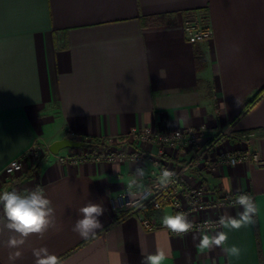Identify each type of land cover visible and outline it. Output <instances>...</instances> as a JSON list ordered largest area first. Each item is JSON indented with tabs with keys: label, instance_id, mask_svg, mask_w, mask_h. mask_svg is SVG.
<instances>
[{
	"label": "crops",
	"instance_id": "0c3cea01",
	"mask_svg": "<svg viewBox=\"0 0 264 264\" xmlns=\"http://www.w3.org/2000/svg\"><path fill=\"white\" fill-rule=\"evenodd\" d=\"M188 13L202 18L212 39L187 42ZM202 126L198 146L229 131L232 138L220 150L247 148L264 159V0H0V192L43 187L59 229L50 228L43 239L30 236L15 264H34L31 249L42 246L63 264H141L158 249L168 253L164 264H264V168L240 164L189 173L212 194L247 193L256 202L254 224L222 229L227 244L242 250L230 258L221 248L199 250L193 233H169L161 224L162 216L173 215L167 206L144 210L157 227L151 232L113 208L137 166L146 169L144 184L155 187L160 172L151 165L131 159L62 163L48 150L71 134L75 140L123 139L133 131ZM34 146L43 151L37 162L28 156ZM127 146L157 153L147 143ZM194 151L167 150L164 159L178 169ZM20 159L23 173L6 176L5 167ZM89 202L105 212L103 229L85 239L72 229L78 209ZM241 210L225 207L218 216ZM8 236L0 233V264H8Z\"/></svg>",
	"mask_w": 264,
	"mask_h": 264
},
{
	"label": "built area",
	"instance_id": "2783aa9c",
	"mask_svg": "<svg viewBox=\"0 0 264 264\" xmlns=\"http://www.w3.org/2000/svg\"><path fill=\"white\" fill-rule=\"evenodd\" d=\"M183 32L187 42L190 45L199 44L212 39V31L202 18L195 13H188L183 21ZM206 133L205 127L199 129L186 128L171 132H152L148 129L144 131H133L129 136L123 139H99L105 147L102 149H90L85 152L81 150H69L63 155H56L62 163L81 164L84 162H122L133 160L137 163H147L155 170L161 171L168 168L176 172V182L167 189L153 188L152 196L143 202L140 207L128 206L127 192L119 195L112 201L115 210L124 213L127 216H135L142 227L151 232L155 230L156 225L143 215L144 210H160L167 206L173 215L177 212H184L188 218L193 221L194 225L199 227L203 224L213 225L212 231L217 230L213 222L217 221L218 213L225 207L234 206L236 195L228 193L212 194L206 185L201 182L190 181V171L198 169H207L209 172H215L222 166H237L240 164H252L256 168H264V159L253 150H220V146L229 144L232 138L229 131L219 132L211 137L202 147L198 146V141ZM76 138L71 134V139ZM77 140L82 141L77 138ZM89 141L90 139H86ZM239 143H246L243 139L237 140ZM147 143L157 147L156 154L142 155L137 150H128L127 144ZM88 143V142H87ZM119 147V148H117ZM107 148V150H105ZM103 152H100V151ZM167 150H173L182 155L194 151L190 159L186 160L183 167L178 169L170 168L164 157ZM79 151V152H78ZM108 151V152H107ZM103 153V154H101ZM43 151L39 146H34L28 156L32 157L35 162L42 156ZM27 157V156H26ZM24 169V163L20 160H13L4 169L8 177H12ZM167 230V229H166ZM169 233L178 236L175 233Z\"/></svg>",
	"mask_w": 264,
	"mask_h": 264
},
{
	"label": "clouds",
	"instance_id": "9594fccd",
	"mask_svg": "<svg viewBox=\"0 0 264 264\" xmlns=\"http://www.w3.org/2000/svg\"><path fill=\"white\" fill-rule=\"evenodd\" d=\"M237 103L239 104L238 100ZM146 174L145 167L141 166H137L132 173L127 191L128 206L140 207L152 196L153 188L144 184ZM176 175L175 171L163 168L156 177L155 187L161 190L167 189L176 182ZM234 205L240 206L242 210L236 216L228 213L220 215L218 220L213 222L216 231H212L213 225L207 223L197 227L184 212L162 216L161 224L162 227L177 235L193 233V240L198 241L196 247L201 251L221 248L228 257L239 258L241 248L235 244L229 246L228 232L222 229L238 231L254 224L258 207L254 198L247 193L238 194ZM0 206L3 211L0 216V233L5 230L9 233L4 242V246L9 250L8 264H15L22 257L24 246L30 236L36 235L43 239L50 228H57L55 208L43 187L36 186L25 190L24 193L15 190L0 192ZM104 212L105 208L101 204L87 203L78 209L81 218L75 220L72 230L85 239L94 237L97 230L103 229L99 217ZM31 251L34 264H63L61 258L49 252L47 247H34ZM167 256V252L158 249L154 254L144 256L141 264H164Z\"/></svg>",
	"mask_w": 264,
	"mask_h": 264
},
{
	"label": "water",
	"instance_id": "95a60500",
	"mask_svg": "<svg viewBox=\"0 0 264 264\" xmlns=\"http://www.w3.org/2000/svg\"><path fill=\"white\" fill-rule=\"evenodd\" d=\"M89 147H90V144L87 142H82L79 140H73L69 138H63L62 140L53 143L48 148V150L53 155H57L59 151L63 149L75 150V149H82V148H89Z\"/></svg>",
	"mask_w": 264,
	"mask_h": 264
},
{
	"label": "trees",
	"instance_id": "16d2710c",
	"mask_svg": "<svg viewBox=\"0 0 264 264\" xmlns=\"http://www.w3.org/2000/svg\"><path fill=\"white\" fill-rule=\"evenodd\" d=\"M88 143L90 144V149H102L105 147L104 143L99 139H90ZM18 183L19 182L16 181L13 183V185L16 186Z\"/></svg>",
	"mask_w": 264,
	"mask_h": 264
},
{
	"label": "rangeland",
	"instance_id": "374dc122",
	"mask_svg": "<svg viewBox=\"0 0 264 264\" xmlns=\"http://www.w3.org/2000/svg\"><path fill=\"white\" fill-rule=\"evenodd\" d=\"M75 140V139H74ZM77 140V139H76ZM82 140V142H88L86 139H81ZM117 148H119V147H117ZM79 150H81L80 152H85V151H87V150H84V148H82V149H79ZM105 150H107V148L105 149ZM69 151V150H68ZM68 151H66V152H68ZM79 152V151H78ZM88 152V151H87ZM100 152H103L102 150L100 151ZM108 152V151H107ZM101 154H103V153H101ZM24 170V169H23ZM21 173H23V171L22 172H20V173H18V174H16V175H14V176H12L11 178H14L15 176H17V175H19V174H21Z\"/></svg>",
	"mask_w": 264,
	"mask_h": 264
}]
</instances>
